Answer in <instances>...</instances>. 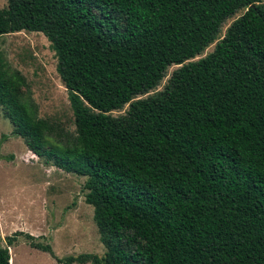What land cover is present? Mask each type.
I'll return each instance as SVG.
<instances>
[{
    "label": "trees",
    "instance_id": "1",
    "mask_svg": "<svg viewBox=\"0 0 264 264\" xmlns=\"http://www.w3.org/2000/svg\"><path fill=\"white\" fill-rule=\"evenodd\" d=\"M21 31L49 43L74 132L50 143L53 129L21 91L24 77L0 57L10 135L44 164L85 178L83 202L104 252L57 258L16 231L0 264H10L19 236L57 264H264L258 0H6L0 36ZM170 66L178 67L162 90L138 98Z\"/></svg>",
    "mask_w": 264,
    "mask_h": 264
},
{
    "label": "rangeland",
    "instance_id": "2",
    "mask_svg": "<svg viewBox=\"0 0 264 264\" xmlns=\"http://www.w3.org/2000/svg\"><path fill=\"white\" fill-rule=\"evenodd\" d=\"M258 3L264 9V0ZM5 6L6 0H0V9ZM241 14L237 12L227 19L218 37ZM213 44L193 60L211 52ZM0 57L24 77L26 88L21 91L34 103L37 117L53 129L50 143H63L73 136L67 93L55 71L56 59L45 37L26 31L2 35ZM177 67H168L158 86L138 98L161 91ZM125 109L126 106L110 115L121 116ZM11 130L0 108V248L5 247L7 236L18 231L31 235L35 242L48 244L57 258L82 253L101 256L104 249L92 221V208L83 202L81 187L85 178L44 164L27 151L21 139L10 135ZM8 252L10 264H57L47 253L30 248L22 236L8 247Z\"/></svg>",
    "mask_w": 264,
    "mask_h": 264
}]
</instances>
